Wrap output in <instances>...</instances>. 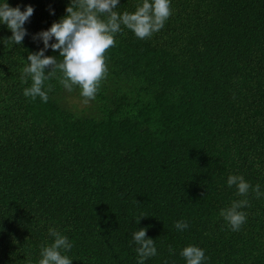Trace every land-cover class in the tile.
Here are the masks:
<instances>
[{
	"label": "trees",
	"instance_id": "trees-1",
	"mask_svg": "<svg viewBox=\"0 0 264 264\" xmlns=\"http://www.w3.org/2000/svg\"><path fill=\"white\" fill-rule=\"evenodd\" d=\"M7 2L34 11L21 44H0V264H35L50 226L71 241L72 264H136L140 227L157 249L145 264H184L188 244L206 264H264V197L225 183L239 174L264 192V0H171L145 39L121 26L87 103L58 70L47 102L22 95L27 54L43 47L32 35L69 0ZM245 198L246 220L231 231L219 210Z\"/></svg>",
	"mask_w": 264,
	"mask_h": 264
},
{
	"label": "clouds",
	"instance_id": "clouds-1",
	"mask_svg": "<svg viewBox=\"0 0 264 264\" xmlns=\"http://www.w3.org/2000/svg\"><path fill=\"white\" fill-rule=\"evenodd\" d=\"M119 2L69 0L64 16L52 22L46 30L34 33L33 41L42 42L43 47L28 52L24 59L26 63L20 72V82L24 84L30 79V85L22 89V95L32 100L39 97L41 102H47L48 91L44 89V82L58 70L59 85L69 92L74 86L78 87L79 95L87 103L94 98L100 81L107 74L104 53L114 46V37L121 32V26L130 30L135 37L145 39L161 30L171 14V0H139L134 11L117 13L115 9ZM33 11L31 5L25 4L21 10L20 5L12 7L7 0H0V25L11 32L6 38L0 37V44L9 48L21 44L27 34L24 24ZM49 14H54V10H49ZM49 48L53 52L58 50V56L62 59L57 61L56 56L45 55ZM49 66L51 70L45 71ZM225 183L229 188L235 186L238 196L246 197L251 188L257 198L264 197L260 185H250L242 175L230 173ZM247 205L246 198L232 200L227 207L219 210L218 215L231 231H238L246 220V213L241 209ZM174 227L183 231L188 227V222L175 221ZM47 233L51 242L39 246V257L35 264H72L73 259L67 255L73 247L69 238L51 226ZM131 242L135 245L136 264H145L147 259L157 255L154 240L146 236L144 227L131 233ZM179 255L184 264H206L208 260L204 249L193 244L181 248Z\"/></svg>",
	"mask_w": 264,
	"mask_h": 264
},
{
	"label": "rangeland",
	"instance_id": "rangeland-1",
	"mask_svg": "<svg viewBox=\"0 0 264 264\" xmlns=\"http://www.w3.org/2000/svg\"><path fill=\"white\" fill-rule=\"evenodd\" d=\"M75 101H78V102H80V100H79V99H78V100L76 99Z\"/></svg>",
	"mask_w": 264,
	"mask_h": 264
}]
</instances>
